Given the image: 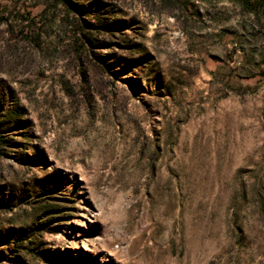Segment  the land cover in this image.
Listing matches in <instances>:
<instances>
[{"label": "rangeland", "instance_id": "374dc122", "mask_svg": "<svg viewBox=\"0 0 264 264\" xmlns=\"http://www.w3.org/2000/svg\"><path fill=\"white\" fill-rule=\"evenodd\" d=\"M0 136V264H264V0H0Z\"/></svg>", "mask_w": 264, "mask_h": 264}, {"label": "trees", "instance_id": "16d2710c", "mask_svg": "<svg viewBox=\"0 0 264 264\" xmlns=\"http://www.w3.org/2000/svg\"><path fill=\"white\" fill-rule=\"evenodd\" d=\"M63 1L65 2L66 0H63ZM92 27H94V26H92ZM104 66H106V64H104ZM4 146H5V141L3 140L2 136H0V155H1L2 151L5 149Z\"/></svg>", "mask_w": 264, "mask_h": 264}, {"label": "bare ground", "instance_id": "6f19581e", "mask_svg": "<svg viewBox=\"0 0 264 264\" xmlns=\"http://www.w3.org/2000/svg\"><path fill=\"white\" fill-rule=\"evenodd\" d=\"M90 222H92V221H90Z\"/></svg>", "mask_w": 264, "mask_h": 264}]
</instances>
